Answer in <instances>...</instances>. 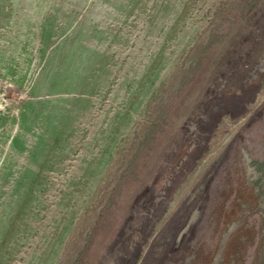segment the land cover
I'll return each mask as SVG.
<instances>
[{
  "label": "rangeland",
  "instance_id": "obj_1",
  "mask_svg": "<svg viewBox=\"0 0 264 264\" xmlns=\"http://www.w3.org/2000/svg\"><path fill=\"white\" fill-rule=\"evenodd\" d=\"M248 1L0 0V264H104Z\"/></svg>",
  "mask_w": 264,
  "mask_h": 264
},
{
  "label": "water",
  "instance_id": "obj_2",
  "mask_svg": "<svg viewBox=\"0 0 264 264\" xmlns=\"http://www.w3.org/2000/svg\"><path fill=\"white\" fill-rule=\"evenodd\" d=\"M104 264H264V0Z\"/></svg>",
  "mask_w": 264,
  "mask_h": 264
}]
</instances>
